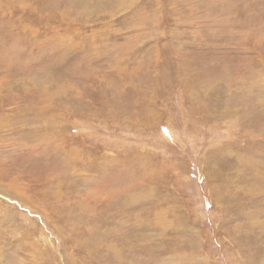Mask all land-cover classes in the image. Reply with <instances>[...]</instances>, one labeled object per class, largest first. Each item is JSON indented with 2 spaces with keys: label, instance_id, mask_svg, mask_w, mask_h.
Segmentation results:
<instances>
[{
  "label": "rangeland",
  "instance_id": "1",
  "mask_svg": "<svg viewBox=\"0 0 264 264\" xmlns=\"http://www.w3.org/2000/svg\"><path fill=\"white\" fill-rule=\"evenodd\" d=\"M0 264H264V0H0Z\"/></svg>",
  "mask_w": 264,
  "mask_h": 264
}]
</instances>
